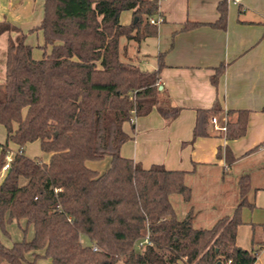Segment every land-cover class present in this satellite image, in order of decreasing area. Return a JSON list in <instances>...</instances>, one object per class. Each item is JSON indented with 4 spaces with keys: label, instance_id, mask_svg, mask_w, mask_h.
<instances>
[{
    "label": "trees",
    "instance_id": "1",
    "mask_svg": "<svg viewBox=\"0 0 264 264\" xmlns=\"http://www.w3.org/2000/svg\"><path fill=\"white\" fill-rule=\"evenodd\" d=\"M217 9L219 18L210 25L224 30L227 0ZM126 10L133 11V18L122 24ZM159 12V0H45L38 26L44 37L40 59L33 57L20 29L0 24V34L19 32L8 39L0 83V124L7 130L0 171L9 142L19 147L0 182V228L5 231L8 223L25 219L26 227L34 229L29 240L9 247L0 243V264H24L28 252L48 257L50 264H256L257 250L236 243L243 208L254 207L248 200L249 175L239 178L240 199L233 213L211 227H197L193 210L180 218L172 203L173 195L191 200L187 171L163 164L144 168L121 154L130 139L124 122L154 108L173 120L182 110L170 103L160 79L166 52L159 53L157 69L151 71L122 54V37L141 43L157 36L158 25L148 18ZM200 25L188 21L182 29ZM226 67L216 68L213 85ZM249 115L248 109L226 110L219 101L198 108L192 140L211 135L215 117L217 126L225 128H216L217 135L241 138ZM34 141H40L48 161L25 154V146ZM222 156L228 166L236 160L229 147H219ZM107 158L109 166L101 172L86 164ZM82 236L90 243L84 244ZM146 236L150 243L140 245Z\"/></svg>",
    "mask_w": 264,
    "mask_h": 264
},
{
    "label": "crops",
    "instance_id": "2",
    "mask_svg": "<svg viewBox=\"0 0 264 264\" xmlns=\"http://www.w3.org/2000/svg\"><path fill=\"white\" fill-rule=\"evenodd\" d=\"M220 1L162 0L160 12L165 20L158 25L157 36H152L156 40L153 57L141 50L148 37L134 45L125 38L121 48L124 60L134 61L143 69H157L159 53L166 52L160 79L170 103L182 110L173 120L165 119L154 108L148 115L124 122L123 129L130 139L122 145L121 154L144 168L163 164L167 169L187 171L191 200H176L185 215L193 210L197 227H211L219 218L231 215L240 199L239 178L249 175L248 200L254 207L243 208L236 243L244 249L257 250L256 264H264V0L228 2V23L224 30L210 25L219 18ZM44 2L0 0V24L9 23L20 29L26 35L25 42L33 47L36 59L42 58L44 52L43 32L38 29ZM125 12L124 17L121 13L120 22L129 24L133 11ZM188 21L202 25L183 30ZM18 34L14 30L1 33L0 51L6 52L8 39ZM222 63L227 67L215 86L211 76ZM216 101L226 110H250L247 133L228 140L217 135L218 130L210 123L211 135L192 140L196 110L211 107ZM257 145L259 148L249 152ZM219 147L231 149L236 157L231 166L224 156L218 157ZM10 149L17 152L19 147L15 144ZM49 158L43 157L45 161ZM104 161L86 164L102 171L99 168H103Z\"/></svg>",
    "mask_w": 264,
    "mask_h": 264
},
{
    "label": "rangeland",
    "instance_id": "3",
    "mask_svg": "<svg viewBox=\"0 0 264 264\" xmlns=\"http://www.w3.org/2000/svg\"><path fill=\"white\" fill-rule=\"evenodd\" d=\"M125 11H123L122 17L125 15ZM149 38V39H148ZM147 41L141 45V50L146 51L148 53V57H153L154 56V48L156 45V40L154 37H148ZM41 39V38H40ZM41 43V40H38ZM125 42V37H122L121 39V48L122 44ZM136 42L132 41L131 44L134 45ZM5 44V43H4ZM39 48V47H36ZM41 49V48H40ZM135 60V59H134ZM148 70V69H147ZM5 71H6V52L5 51H0V83H2L5 79ZM151 71V70H150ZM217 120V117H215ZM217 123V122H215ZM7 140V130L4 125L0 124V155H1V144H4ZM9 147L15 148V144L12 142H9ZM25 154L31 158H40L42 157H47V154L43 152L41 148V143L40 141H34L30 142L25 146ZM44 160V159H43ZM103 168H99L100 170H105L106 167L104 165L106 163L107 166H109V158H107L104 162H102ZM99 166V165H98ZM101 172V171H99ZM6 172L0 171V182L3 180V176L5 175ZM4 174V175H3ZM2 175V176H1ZM213 182V179L211 180ZM176 199H181L180 196L173 195L172 196V203L176 208L177 214L180 218H183L185 216L184 208L181 205H177ZM181 206V207H180ZM34 234V229L30 225L26 227V221L25 219H20V220H13L12 222L8 223L6 225V230H2L0 228V243L4 244L5 246H12L15 242L22 241L23 239H31ZM82 242L84 244H88L90 241L86 236H82ZM38 253H42V251H38ZM50 259L45 256H36L35 253L33 252H28L26 254V260L24 264H50ZM7 264V263H3Z\"/></svg>",
    "mask_w": 264,
    "mask_h": 264
},
{
    "label": "built area",
    "instance_id": "4",
    "mask_svg": "<svg viewBox=\"0 0 264 264\" xmlns=\"http://www.w3.org/2000/svg\"><path fill=\"white\" fill-rule=\"evenodd\" d=\"M161 1L162 0H159V3H161ZM227 2L238 3V2H240V0H227ZM164 20H165L164 16L162 15L161 12H159L156 16H151V17L148 18V21L150 23L156 24V25H160L161 23L164 22ZM212 121L216 125V128H219V129H222V130L225 129L224 127H218L217 126V123H215V122H217L216 118H213ZM15 153L16 152L12 151L11 149L6 153L5 163H4L3 167H2V171L6 172L10 168V166H11V164L13 162ZM149 243H150L149 237L146 236L145 239L141 242L140 245L143 246V245L149 244ZM228 263H230V261Z\"/></svg>",
    "mask_w": 264,
    "mask_h": 264
},
{
    "label": "water",
    "instance_id": "5",
    "mask_svg": "<svg viewBox=\"0 0 264 264\" xmlns=\"http://www.w3.org/2000/svg\"><path fill=\"white\" fill-rule=\"evenodd\" d=\"M135 20H137V17H135ZM216 264H223L221 261H218Z\"/></svg>",
    "mask_w": 264,
    "mask_h": 264
}]
</instances>
